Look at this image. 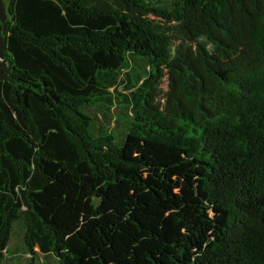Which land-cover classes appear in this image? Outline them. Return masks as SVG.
<instances>
[{"label":"trees","instance_id":"1","mask_svg":"<svg viewBox=\"0 0 264 264\" xmlns=\"http://www.w3.org/2000/svg\"><path fill=\"white\" fill-rule=\"evenodd\" d=\"M13 235L264 264V0H0V264Z\"/></svg>","mask_w":264,"mask_h":264},{"label":"rangeland","instance_id":"2","mask_svg":"<svg viewBox=\"0 0 264 264\" xmlns=\"http://www.w3.org/2000/svg\"><path fill=\"white\" fill-rule=\"evenodd\" d=\"M117 90L123 94L130 93L126 90L125 83H121L117 87ZM20 246L21 243L18 240V237L13 235L11 238L10 249L14 250L15 254H13V251L11 250L9 254L11 258L7 260L6 264H57V261L54 257H45L38 252V249L35 250V258L33 261H31L32 256L30 254H24L22 251H20Z\"/></svg>","mask_w":264,"mask_h":264}]
</instances>
